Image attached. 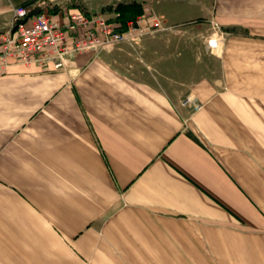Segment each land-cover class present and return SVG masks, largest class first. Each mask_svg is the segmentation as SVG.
Here are the masks:
<instances>
[{
    "label": "crops",
    "instance_id": "crops-1",
    "mask_svg": "<svg viewBox=\"0 0 264 264\" xmlns=\"http://www.w3.org/2000/svg\"><path fill=\"white\" fill-rule=\"evenodd\" d=\"M16 6L142 34L64 70L0 44V264H264V0H0V34ZM192 21L227 35L174 94Z\"/></svg>",
    "mask_w": 264,
    "mask_h": 264
},
{
    "label": "built area",
    "instance_id": "built-area-1",
    "mask_svg": "<svg viewBox=\"0 0 264 264\" xmlns=\"http://www.w3.org/2000/svg\"><path fill=\"white\" fill-rule=\"evenodd\" d=\"M28 15L26 6L15 7V22L0 34L3 56H17L26 63H37L50 70L67 69L78 53L99 50L107 42H121L137 31L142 32L139 20L129 23L126 31L120 32L116 30V24L103 14L88 18L81 13H69L65 16V24L53 20L45 12L27 24L23 20ZM80 30L83 35H80ZM209 45L215 48L218 42L214 45L211 40ZM190 101L188 98L184 104Z\"/></svg>",
    "mask_w": 264,
    "mask_h": 264
},
{
    "label": "rangeland",
    "instance_id": "rangeland-1",
    "mask_svg": "<svg viewBox=\"0 0 264 264\" xmlns=\"http://www.w3.org/2000/svg\"><path fill=\"white\" fill-rule=\"evenodd\" d=\"M186 26L189 32H185L182 28H176L178 63L176 70L172 71L174 80L165 83L166 88L174 94L189 89L198 77L207 74L213 68L214 59L218 57L221 43L227 35L211 21H192ZM137 33L142 34L140 31ZM140 39H142V36L133 40ZM211 40L214 45L218 42V46L213 48L209 45L208 50L205 45L208 41L210 43ZM184 51L186 52L185 55H181Z\"/></svg>",
    "mask_w": 264,
    "mask_h": 264
},
{
    "label": "trees",
    "instance_id": "trees-1",
    "mask_svg": "<svg viewBox=\"0 0 264 264\" xmlns=\"http://www.w3.org/2000/svg\"><path fill=\"white\" fill-rule=\"evenodd\" d=\"M72 5H76L77 7H79V9H80L83 13H87L86 9L83 8V7L81 6V4H77V3L75 4V3H72ZM135 5H137V4H136V3L131 4V6H135ZM125 7H126V6H123L122 4H119V5L116 7V11L120 12V18L122 17V13H121V11H123V8H125ZM55 10H57L56 7H53L50 11L55 12ZM123 14H124V13H123ZM126 25H127V20H122V21H121V24H119V25L116 26V30H117V31H120V32H125V31H126Z\"/></svg>",
    "mask_w": 264,
    "mask_h": 264
},
{
    "label": "water",
    "instance_id": "water-1",
    "mask_svg": "<svg viewBox=\"0 0 264 264\" xmlns=\"http://www.w3.org/2000/svg\"><path fill=\"white\" fill-rule=\"evenodd\" d=\"M26 21V19L25 20H23V22H25Z\"/></svg>",
    "mask_w": 264,
    "mask_h": 264
}]
</instances>
